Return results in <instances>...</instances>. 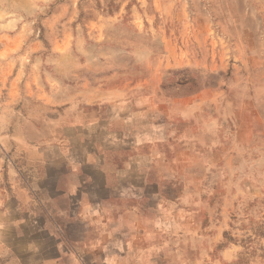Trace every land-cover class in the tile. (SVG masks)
<instances>
[{"label": "rangeland", "instance_id": "1", "mask_svg": "<svg viewBox=\"0 0 264 264\" xmlns=\"http://www.w3.org/2000/svg\"><path fill=\"white\" fill-rule=\"evenodd\" d=\"M134 109L186 151L162 264H264V0H0V201L64 117Z\"/></svg>", "mask_w": 264, "mask_h": 264}, {"label": "crops", "instance_id": "2", "mask_svg": "<svg viewBox=\"0 0 264 264\" xmlns=\"http://www.w3.org/2000/svg\"><path fill=\"white\" fill-rule=\"evenodd\" d=\"M141 114L64 117L58 144L36 149L26 174L13 169L16 191L0 201V264L171 259L180 215L164 188L186 151H163L162 124Z\"/></svg>", "mask_w": 264, "mask_h": 264}]
</instances>
